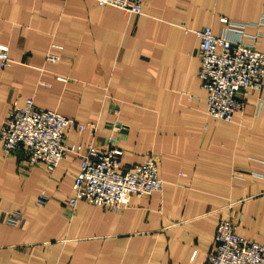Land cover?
Wrapping results in <instances>:
<instances>
[{
  "label": "crops",
  "instance_id": "crops-1",
  "mask_svg": "<svg viewBox=\"0 0 264 264\" xmlns=\"http://www.w3.org/2000/svg\"><path fill=\"white\" fill-rule=\"evenodd\" d=\"M221 17L247 22L240 39L256 34L264 51V0H142L140 13L94 0H0L11 58L0 66V128L30 98L95 123L69 130L68 144L105 145L115 132L124 170L153 153L163 181L124 207L79 200L71 210L76 154L48 170L0 145V264H205L220 215L240 214L236 232L264 242V176L253 174H264V79L238 91L244 106L226 121L207 113L198 77L195 31L219 35ZM41 192L48 200L37 204Z\"/></svg>",
  "mask_w": 264,
  "mask_h": 264
},
{
  "label": "built area",
  "instance_id": "built-area-1",
  "mask_svg": "<svg viewBox=\"0 0 264 264\" xmlns=\"http://www.w3.org/2000/svg\"><path fill=\"white\" fill-rule=\"evenodd\" d=\"M102 5H112L128 13H140L142 0H94ZM226 25L219 35L210 26L195 31L199 38L197 57L198 77L207 90V113L215 118L230 121L235 111L244 106L243 99L237 97L240 90L260 89L264 79V51L256 49L257 35L249 41H242L247 22H236L220 18ZM234 32V39L226 32ZM54 60V55H47ZM11 61L5 46H0V66ZM122 126L115 123L113 131ZM95 129V123L81 122L54 110L36 105L27 99L24 105L13 103L0 128V145L5 154L24 150L29 163L41 162L48 170H53L60 160L74 153L79 157V170L73 178V193L64 204L73 210L79 200L88 201L102 207L120 208L128 202L131 194L149 195L161 191L163 181L160 176L156 155L148 153L145 160L124 170L122 148L116 143L117 135L112 132L105 145L88 143L68 144L66 133L71 129L82 131ZM264 176V174L253 173ZM233 176L242 177L240 171ZM48 200L44 192L38 194L36 203ZM241 215H220L213 243L205 264H264V242L254 241L236 232ZM21 213L12 211L7 221L15 223Z\"/></svg>",
  "mask_w": 264,
  "mask_h": 264
}]
</instances>
